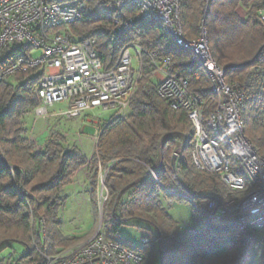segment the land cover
Instances as JSON below:
<instances>
[{
  "label": "trees",
  "instance_id": "16d2710c",
  "mask_svg": "<svg viewBox=\"0 0 264 264\" xmlns=\"http://www.w3.org/2000/svg\"><path fill=\"white\" fill-rule=\"evenodd\" d=\"M180 8L185 35L197 39L205 2L180 0ZM243 8L246 11L241 17ZM263 8L264 0H210L205 26L214 59L226 69V81L236 85L243 95L245 134L264 156V24L258 16ZM110 24L107 18L84 19L70 30L81 38L97 40L106 68L116 61L123 47L139 39L145 50L171 59L168 73L188 81L189 91L205 102L206 116L214 111L210 75L197 56L177 46L161 25L135 23L116 37ZM126 35L127 40L123 38ZM20 54L13 48L0 59V74ZM37 72L34 69L18 74L16 85L0 80V252L10 243L30 250L32 233L37 248L45 245L50 251L69 248L79 240L58 231L61 222L57 216L67 205L65 189L88 160L78 146L69 148L61 135L49 140L39 154L28 143L23 118L29 110L39 107L34 95L41 78ZM154 72L153 66L146 63L130 104L131 114L112 118L103 126L92 158L89 187L95 210L100 173L106 174L104 238L143 256L142 264L144 256H149L151 263L158 257L160 264H228L237 256L238 246L219 239L234 233V223L210 224L189 201L202 205L227 189L217 177L198 171L193 164L194 131L188 114L159 96L158 86L152 81ZM24 191L32 195L27 198L31 210L23 198ZM176 203L192 206L194 220L202 225L200 237L183 231L171 217L169 210ZM42 217L45 226L53 228L47 242L42 236ZM31 220L38 225L33 226ZM131 224L146 233L144 248H136L121 236V229ZM259 236L256 232L244 264H264V245ZM25 259L28 264L43 262L35 250L20 261Z\"/></svg>",
  "mask_w": 264,
  "mask_h": 264
},
{
  "label": "built area",
  "instance_id": "2783aa9c",
  "mask_svg": "<svg viewBox=\"0 0 264 264\" xmlns=\"http://www.w3.org/2000/svg\"><path fill=\"white\" fill-rule=\"evenodd\" d=\"M203 1L200 36L191 40L183 31L180 0H0V59L13 48L21 51L1 72L0 80L37 70L41 78L34 95L39 117H47L48 109L56 104L68 103L62 115L69 119L96 109L114 112L113 118H119L130 109L145 64L153 66L161 76L159 96L188 114L194 131L193 164L198 171L217 177L227 189L202 205L188 199L210 224L234 223V233L219 241L238 246L237 256L228 264H244L255 233L264 231V156L245 134L241 91L226 81L225 67L214 59L205 26L210 0ZM258 16L264 24V8ZM104 18L110 19V30L116 37L135 23L161 25L177 46L197 56L210 75L214 111L206 116L205 102L189 91L188 81L168 73L171 59L145 50L139 39L123 47L116 61L106 68L97 40L81 38L70 30L84 19ZM37 150L39 154L44 148ZM24 192L28 203L30 193ZM40 224L45 226L44 217ZM100 229L72 247L50 251L44 245L42 249L36 247V252L43 258L42 264H142L143 256L107 241ZM183 229L200 237L197 227L184 224ZM43 234L47 242L45 230ZM8 259L9 264H20L15 251Z\"/></svg>",
  "mask_w": 264,
  "mask_h": 264
},
{
  "label": "rangeland",
  "instance_id": "374dc122",
  "mask_svg": "<svg viewBox=\"0 0 264 264\" xmlns=\"http://www.w3.org/2000/svg\"><path fill=\"white\" fill-rule=\"evenodd\" d=\"M245 11L244 8L240 9L241 17H244ZM123 38L127 40L128 36L126 35ZM155 72L153 73L152 81L155 85H158L161 78L158 80L155 77ZM7 82L16 85L18 84V78L9 79ZM68 106V103L56 104L48 109V114L45 118L39 117L35 110H29L25 114L23 121L26 130L25 137L28 139V143L33 147L34 152L37 153V149L42 147L45 150V146L48 144L49 140L61 135L67 140L69 148L74 145L78 146L88 160V165L73 177L72 184L65 189L63 197L66 198L67 205L57 216V220L61 222L58 231H60L64 237L79 238L75 243L77 244L94 236L100 228V230H103V205L106 201L104 196V183L106 174L104 172L100 173L98 209L95 210L90 201V173L92 170V158L97 148L96 136H100L103 126L114 117L115 113L96 109L84 112L80 117L75 119L57 115L68 110ZM130 114L131 112L128 110L123 118L128 117ZM30 198H32L31 194ZM166 205L167 203H165V206ZM27 206L29 210L32 209L30 200ZM169 211L171 217L179 223L183 231H185L183 229L184 224L195 226V228L197 227L201 230L202 225L194 220V211L190 204L176 203ZM31 223L33 226L38 225V222H34V220H31ZM219 229H222V227H219ZM43 230H45L46 240L48 241L49 231L53 233V228H47L46 226L42 227V236H44ZM120 234L122 237L130 240L136 248H144L143 239L146 237V233L137 229L136 226L132 224L124 226ZM31 239L30 250L22 244L10 243L0 252V262L2 264H9L8 257L12 254V251H15L18 262L20 264H28L29 260L25 259L26 262L24 260L20 261V258L27 255L28 252L32 254L34 250L36 251L37 245L33 233L31 234ZM259 240H262L264 245V231L260 234ZM48 243H50V241ZM156 258L157 259L151 263L149 256H144V264H160L159 258Z\"/></svg>",
  "mask_w": 264,
  "mask_h": 264
},
{
  "label": "crops",
  "instance_id": "0c3cea01",
  "mask_svg": "<svg viewBox=\"0 0 264 264\" xmlns=\"http://www.w3.org/2000/svg\"><path fill=\"white\" fill-rule=\"evenodd\" d=\"M155 77L159 80L160 78H161V76H160V74H158L157 72H155ZM161 80V79H160ZM68 108H69V106H68ZM67 110H65L64 112H66ZM64 112H62V113H59V114H57V115H62ZM63 116V115H62ZM81 171V170H80ZM80 171H79V173H80ZM78 174V173H77Z\"/></svg>",
  "mask_w": 264,
  "mask_h": 264
},
{
  "label": "water",
  "instance_id": "95a60500",
  "mask_svg": "<svg viewBox=\"0 0 264 264\" xmlns=\"http://www.w3.org/2000/svg\"><path fill=\"white\" fill-rule=\"evenodd\" d=\"M176 155H175V157H174V159H173V164H175V161H176ZM103 183H104V181H103ZM218 204H219V200L218 199H216V198H213ZM102 215V214H101ZM101 218H102V216H101Z\"/></svg>",
  "mask_w": 264,
  "mask_h": 264
}]
</instances>
